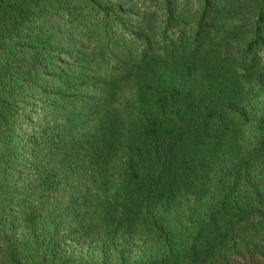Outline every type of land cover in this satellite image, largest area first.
I'll return each instance as SVG.
<instances>
[{"label":"trees","instance_id":"16d2710c","mask_svg":"<svg viewBox=\"0 0 264 264\" xmlns=\"http://www.w3.org/2000/svg\"><path fill=\"white\" fill-rule=\"evenodd\" d=\"M243 9L251 38L218 44L240 68L225 86L188 67L148 86L134 139L90 125L121 69L194 56ZM246 82L257 119L228 115ZM262 209L264 0H0V264H217Z\"/></svg>","mask_w":264,"mask_h":264},{"label":"rangeland","instance_id":"374dc122","mask_svg":"<svg viewBox=\"0 0 264 264\" xmlns=\"http://www.w3.org/2000/svg\"><path fill=\"white\" fill-rule=\"evenodd\" d=\"M251 21L252 15L247 9L241 13L228 10L212 32V43H207L194 56L187 49H180L173 56L160 55L121 69L108 81L102 101L90 117V125L107 136L118 126L122 134L117 142L124 143V131H130L134 121H139L141 106L148 107L151 104L149 102L153 96L148 86L153 82H157L160 88L185 84L188 67L192 68L194 83H204L205 77L218 76L219 88L225 86L230 82L232 72L240 71V68L234 58L219 50L218 44L227 41L232 47V55H235L237 49L251 38ZM243 90L244 96L235 105L228 106V115L257 119L261 111L259 94L254 93L247 82ZM135 130L137 132V128ZM130 133L134 139L135 134L133 131ZM83 167L85 169L86 166ZM259 222L253 233L244 238L245 248L237 253H224L217 264H264V209L260 211Z\"/></svg>","mask_w":264,"mask_h":264}]
</instances>
